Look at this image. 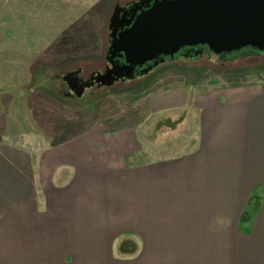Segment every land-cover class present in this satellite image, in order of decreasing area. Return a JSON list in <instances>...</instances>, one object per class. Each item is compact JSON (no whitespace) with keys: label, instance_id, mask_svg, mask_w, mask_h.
<instances>
[{"label":"crops","instance_id":"obj_1","mask_svg":"<svg viewBox=\"0 0 264 264\" xmlns=\"http://www.w3.org/2000/svg\"><path fill=\"white\" fill-rule=\"evenodd\" d=\"M260 102L207 108L215 126L175 165L128 166L129 139L98 135L79 165L38 178L0 149V264H264Z\"/></svg>","mask_w":264,"mask_h":264},{"label":"rangeland","instance_id":"obj_2","mask_svg":"<svg viewBox=\"0 0 264 264\" xmlns=\"http://www.w3.org/2000/svg\"><path fill=\"white\" fill-rule=\"evenodd\" d=\"M132 1L0 0V149L12 155L8 165L32 166L38 178L42 166H76L87 154L81 143L95 149L98 135L105 144L129 139L128 166L175 165L199 147L204 127L215 126L207 108L264 100V51L226 60L180 53L103 86L96 77L111 69V18Z\"/></svg>","mask_w":264,"mask_h":264},{"label":"water","instance_id":"obj_3","mask_svg":"<svg viewBox=\"0 0 264 264\" xmlns=\"http://www.w3.org/2000/svg\"><path fill=\"white\" fill-rule=\"evenodd\" d=\"M133 4L145 8L136 9L126 24L117 25L115 16L111 18L107 61L112 63L111 57L117 55L124 63L111 76L96 77L103 86L110 84L109 79L146 75L184 47L207 46L215 55L245 47L264 51V0H140ZM145 64L146 68L135 72Z\"/></svg>","mask_w":264,"mask_h":264},{"label":"flooded vegetation","instance_id":"obj_4","mask_svg":"<svg viewBox=\"0 0 264 264\" xmlns=\"http://www.w3.org/2000/svg\"><path fill=\"white\" fill-rule=\"evenodd\" d=\"M136 2H139L140 0H135ZM145 6H141L139 4H136L134 5L133 4V1L132 2H129L127 3V5L123 8V10L121 12H116L115 13V17H114V20H115V24L117 25H123V24H126V22L129 21L130 17L134 14L135 10L137 9V12H140L141 9H144ZM122 27L119 29L121 30ZM199 46H190V47H184L178 54H192V52H196L198 51L199 49ZM111 60H112V63H110L111 65V69H106L105 70V75H108V76H111V73H112V70L115 68H119L120 66L123 65L124 63V59L119 57V56H115L113 55L111 57ZM153 62H150L148 63L149 65L152 64ZM147 64L143 65V66H140V67H136L135 68V72H139L140 70H142L143 68H146Z\"/></svg>","mask_w":264,"mask_h":264},{"label":"trees","instance_id":"obj_5","mask_svg":"<svg viewBox=\"0 0 264 264\" xmlns=\"http://www.w3.org/2000/svg\"><path fill=\"white\" fill-rule=\"evenodd\" d=\"M201 48L206 49L208 51V53L211 54V51L208 50L207 46H201ZM249 52H256L258 54L262 53V51H260L258 49H255L253 47H247L245 49H242L241 51L232 52L230 54H221V55H218V56L220 57L221 60H226L227 58H234L236 56H239V55H242V54H246V53H249ZM212 55H213V53H212ZM256 194H258V190L256 191Z\"/></svg>","mask_w":264,"mask_h":264}]
</instances>
